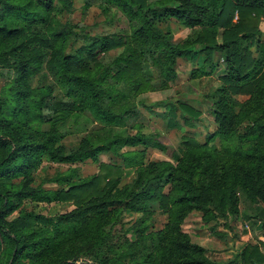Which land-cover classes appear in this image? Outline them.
Instances as JSON below:
<instances>
[{
  "label": "trees",
  "instance_id": "1",
  "mask_svg": "<svg viewBox=\"0 0 264 264\" xmlns=\"http://www.w3.org/2000/svg\"><path fill=\"white\" fill-rule=\"evenodd\" d=\"M69 1L0 0V73H9L0 88V264H264V241L222 262L183 229L198 213L207 225L260 221L264 234V0H85L127 19L125 33L107 35L55 29L54 12ZM163 21L190 32L177 41ZM180 60L191 80L207 81L216 129L202 144L183 136L174 163L147 161L155 142L137 122L139 97L170 89ZM175 103L151 112L162 117L153 108L171 105L194 127L201 112ZM70 122L84 133L73 146L63 143ZM103 153L111 162H99ZM46 160L68 170L36 184ZM87 162L98 170L80 180ZM125 169L134 171L127 182ZM26 201L73 208L46 216Z\"/></svg>",
  "mask_w": 264,
  "mask_h": 264
},
{
  "label": "rangeland",
  "instance_id": "2",
  "mask_svg": "<svg viewBox=\"0 0 264 264\" xmlns=\"http://www.w3.org/2000/svg\"><path fill=\"white\" fill-rule=\"evenodd\" d=\"M85 0H70L67 7L58 6L53 14V27L55 29L63 26L66 23L70 25H77L84 32L92 35H107L111 33H125L128 30V21L125 16L118 10L112 8L108 15H105L98 5H92L85 8ZM76 26V27H77ZM163 31H171L175 35L177 41L184 40L189 34L190 30L178 23H169L163 21L159 24ZM78 30V32H79ZM79 40V39H78ZM117 52H111L104 55L106 60L114 57ZM203 58L198 59L196 67H199ZM177 78L170 84L168 90H157L155 92L141 95L139 99L144 102L146 106H139V118L137 122L142 125L145 134L150 135L154 139V147L147 150L146 160H168L176 162L177 158L183 153V136H190L198 140L201 144L206 141V136L213 133L216 129V123L213 116L206 110V105L211 106L212 103L205 99V95L210 91L206 85L207 81L191 80L190 71L192 66L185 60H180L176 66ZM225 68L220 63L217 71L212 75V78L217 79L224 74ZM9 73H0V88L7 80ZM173 99L175 106H178L177 101L184 102L187 105L199 110L200 117L194 121L195 126H187L184 124L181 110L178 108L173 111L171 105L164 108H153L156 112L163 113L162 117H156L152 114L151 106L160 100ZM243 100L244 97H239ZM83 123L80 122V124ZM98 125L90 126V128H98ZM68 133L63 140L67 146L76 145L84 133L78 132L75 124L72 122L66 126ZM93 163L78 164L80 168V180L84 177L91 176L97 172ZM68 165L50 163L44 161L43 165L35 173L36 184L46 178H53L58 173H65L68 170ZM77 167V168H78ZM124 181H130L134 175L132 169L124 170ZM26 207L34 209L36 212L46 216H53L57 213L69 211L73 208L71 203H51L36 204L31 201H26ZM151 208L155 210L154 215L155 228H162L165 222V215L159 212L156 205ZM127 219L130 221L136 215L126 213ZM228 225V226H227ZM223 221L212 222L205 224L201 220L198 213L191 214L184 222L183 229L188 233L193 242L205 247L208 256L217 260L226 262L237 254L246 244L256 243L257 241H264V234L262 230V223L255 221L244 220L242 218L227 224ZM121 230V226L116 227ZM223 237L217 236V234ZM133 238L131 233L128 235Z\"/></svg>",
  "mask_w": 264,
  "mask_h": 264
},
{
  "label": "crops",
  "instance_id": "3",
  "mask_svg": "<svg viewBox=\"0 0 264 264\" xmlns=\"http://www.w3.org/2000/svg\"><path fill=\"white\" fill-rule=\"evenodd\" d=\"M261 28H262V30L264 31V22H262L261 23ZM99 162H105V163H109V162H111V158L107 155V154H101L100 156H99ZM87 163H90V162H87ZM86 163V164H87ZM92 165H94L95 167H96V165L97 164H92ZM210 257V256H209ZM211 258V257H210ZM211 259H213V258H211ZM215 260V259H214Z\"/></svg>",
  "mask_w": 264,
  "mask_h": 264
}]
</instances>
